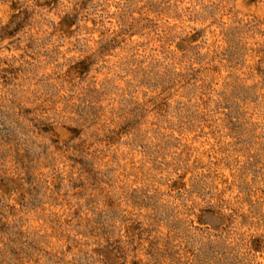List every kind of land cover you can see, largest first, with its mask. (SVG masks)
Masks as SVG:
<instances>
[{
  "label": "rangeland",
  "instance_id": "rangeland-1",
  "mask_svg": "<svg viewBox=\"0 0 264 264\" xmlns=\"http://www.w3.org/2000/svg\"><path fill=\"white\" fill-rule=\"evenodd\" d=\"M0 264H264V0H0Z\"/></svg>",
  "mask_w": 264,
  "mask_h": 264
}]
</instances>
